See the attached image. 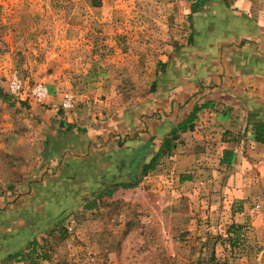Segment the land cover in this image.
Returning a JSON list of instances; mask_svg holds the SVG:
<instances>
[{
  "label": "rangeland",
  "instance_id": "obj_1",
  "mask_svg": "<svg viewBox=\"0 0 264 264\" xmlns=\"http://www.w3.org/2000/svg\"><path fill=\"white\" fill-rule=\"evenodd\" d=\"M191 1L0 0V92L11 101L0 97V210L26 198L40 215L17 263L264 264V150L211 161L191 181L175 160H157L122 183L134 187L98 197L68 171L71 132L139 108L192 40ZM39 84L41 101L31 96Z\"/></svg>",
  "mask_w": 264,
  "mask_h": 264
},
{
  "label": "crops",
  "instance_id": "obj_2",
  "mask_svg": "<svg viewBox=\"0 0 264 264\" xmlns=\"http://www.w3.org/2000/svg\"><path fill=\"white\" fill-rule=\"evenodd\" d=\"M192 2V40L167 59L149 99L86 132H71L74 144L68 151L77 157L68 171L83 183L79 192L93 193L142 174L143 164L195 105L201 109L192 129L180 132L173 153L159 158L175 160L186 181L211 161L232 166L252 148L264 150L259 130L264 126V6L237 0L229 8L223 0H201V10L193 13ZM120 189L116 185L112 191ZM27 202L0 210V264H19L15 256L39 230L40 215L28 210Z\"/></svg>",
  "mask_w": 264,
  "mask_h": 264
},
{
  "label": "trees",
  "instance_id": "obj_3",
  "mask_svg": "<svg viewBox=\"0 0 264 264\" xmlns=\"http://www.w3.org/2000/svg\"><path fill=\"white\" fill-rule=\"evenodd\" d=\"M200 5H201V0L193 1L191 4V12L194 13L197 10H199ZM0 97L3 99V101L11 104V101L9 100V96L7 94H1V92H0ZM200 109H201V106L195 105L193 107V109L191 110V112L189 113L188 117H186L183 121H181L175 128H172L170 130V132L167 134V136H165L163 138L162 145H161L160 149L158 150L157 154L154 155L147 163L143 164L142 171H141L142 175L146 174L149 170H152L155 167L157 160H159V158L161 156L167 155L172 151V149L174 147L173 141L175 139H177L178 134L180 132H184L186 130L192 129V127H193L192 121L195 118V114ZM259 130L261 132H264V126H261L259 128ZM224 163H227V162H224ZM116 185H120V186H124V187H134L135 186L134 183L111 184L109 188H105L103 190L96 191L95 192L96 197L101 196L103 194L109 195L112 192L113 187H115ZM92 204H93V202L90 204V207L93 206ZM237 228H238V226H237ZM35 247H36V242L33 241L32 245L29 247V248H31L29 253H31V254L35 253ZM21 255H22V252H19L15 257H17V259H18V257H20Z\"/></svg>",
  "mask_w": 264,
  "mask_h": 264
},
{
  "label": "built area",
  "instance_id": "obj_4",
  "mask_svg": "<svg viewBox=\"0 0 264 264\" xmlns=\"http://www.w3.org/2000/svg\"><path fill=\"white\" fill-rule=\"evenodd\" d=\"M8 86H9L10 92L13 94L18 93L21 90L20 81L18 80V78L16 76L12 77ZM46 94H47L46 87L43 85H40V84L35 86L31 91V96L37 101H41L42 99H44ZM63 106L64 107H71L72 102L70 100L65 101V102H63Z\"/></svg>",
  "mask_w": 264,
  "mask_h": 264
}]
</instances>
